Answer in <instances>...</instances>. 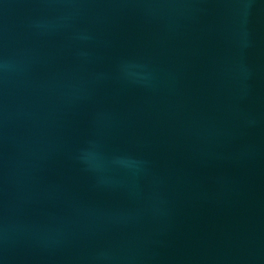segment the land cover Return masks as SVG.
<instances>
[{
  "label": "water",
  "instance_id": "obj_1",
  "mask_svg": "<svg viewBox=\"0 0 264 264\" xmlns=\"http://www.w3.org/2000/svg\"><path fill=\"white\" fill-rule=\"evenodd\" d=\"M0 264H264V0H0Z\"/></svg>",
  "mask_w": 264,
  "mask_h": 264
}]
</instances>
